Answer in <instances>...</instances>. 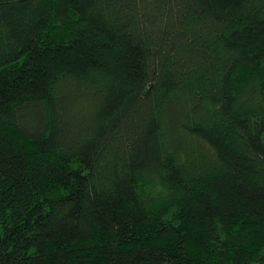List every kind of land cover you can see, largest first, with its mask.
<instances>
[{
	"label": "trees",
	"instance_id": "16d2710c",
	"mask_svg": "<svg viewBox=\"0 0 264 264\" xmlns=\"http://www.w3.org/2000/svg\"><path fill=\"white\" fill-rule=\"evenodd\" d=\"M0 264H264V0H0Z\"/></svg>",
	"mask_w": 264,
	"mask_h": 264
}]
</instances>
